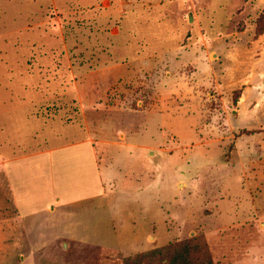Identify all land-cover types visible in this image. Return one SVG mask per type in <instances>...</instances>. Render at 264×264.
Here are the masks:
<instances>
[{"label": "rangeland", "instance_id": "374dc122", "mask_svg": "<svg viewBox=\"0 0 264 264\" xmlns=\"http://www.w3.org/2000/svg\"><path fill=\"white\" fill-rule=\"evenodd\" d=\"M78 95L102 140L149 145L143 197L62 221L84 241L40 221L0 264H205L182 241L264 264V0H0V124L16 101L32 132L82 129Z\"/></svg>", "mask_w": 264, "mask_h": 264}, {"label": "crops", "instance_id": "0c3cea01", "mask_svg": "<svg viewBox=\"0 0 264 264\" xmlns=\"http://www.w3.org/2000/svg\"><path fill=\"white\" fill-rule=\"evenodd\" d=\"M78 96L85 124L82 129L71 130L70 124L59 119L62 127L50 120L42 122L38 133L32 132L28 109L16 101L9 104V125L0 124L1 259L24 257V245L32 248L37 244L34 228L49 219L56 226L48 242L73 237L84 241L83 236L66 230L62 221L77 211H95L100 201L113 202L117 191L134 193L149 183L142 178L149 170L142 149L149 145L102 140L93 132L97 119L87 118L98 115V110L90 98ZM132 196L136 204L143 197L139 192Z\"/></svg>", "mask_w": 264, "mask_h": 264}, {"label": "trees", "instance_id": "16d2710c", "mask_svg": "<svg viewBox=\"0 0 264 264\" xmlns=\"http://www.w3.org/2000/svg\"><path fill=\"white\" fill-rule=\"evenodd\" d=\"M178 245H182V250L175 252L176 256L178 255H182V257H188L190 252L193 250L195 251V253H198L201 257V262L203 261L205 264H210V259L208 258V252L206 251L205 246L204 248H199L198 243H191L189 241H182L180 244H177L176 247ZM194 263H196V261H193Z\"/></svg>", "mask_w": 264, "mask_h": 264}]
</instances>
